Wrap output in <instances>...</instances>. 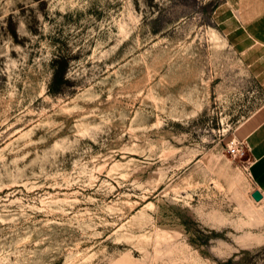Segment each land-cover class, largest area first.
<instances>
[{
  "label": "rangeland",
  "instance_id": "obj_1",
  "mask_svg": "<svg viewBox=\"0 0 264 264\" xmlns=\"http://www.w3.org/2000/svg\"><path fill=\"white\" fill-rule=\"evenodd\" d=\"M262 118L226 0H0V264H264Z\"/></svg>",
  "mask_w": 264,
  "mask_h": 264
},
{
  "label": "crops",
  "instance_id": "obj_2",
  "mask_svg": "<svg viewBox=\"0 0 264 264\" xmlns=\"http://www.w3.org/2000/svg\"><path fill=\"white\" fill-rule=\"evenodd\" d=\"M226 6L245 36L253 45L264 50V0H226ZM236 138L245 142L249 155L247 171L250 187L246 192V199L260 206L264 204V118L256 124L241 127L236 132ZM256 190L263 195L259 202L252 197Z\"/></svg>",
  "mask_w": 264,
  "mask_h": 264
},
{
  "label": "trees",
  "instance_id": "obj_3",
  "mask_svg": "<svg viewBox=\"0 0 264 264\" xmlns=\"http://www.w3.org/2000/svg\"><path fill=\"white\" fill-rule=\"evenodd\" d=\"M54 65H55L54 75L49 87V91L51 93H56L60 90V88L65 82V74L67 70L65 61H63L62 59H57Z\"/></svg>",
  "mask_w": 264,
  "mask_h": 264
},
{
  "label": "built area",
  "instance_id": "obj_4",
  "mask_svg": "<svg viewBox=\"0 0 264 264\" xmlns=\"http://www.w3.org/2000/svg\"><path fill=\"white\" fill-rule=\"evenodd\" d=\"M226 146L228 153L234 158H241L247 153V145L237 138L231 139Z\"/></svg>",
  "mask_w": 264,
  "mask_h": 264
},
{
  "label": "water",
  "instance_id": "obj_5",
  "mask_svg": "<svg viewBox=\"0 0 264 264\" xmlns=\"http://www.w3.org/2000/svg\"><path fill=\"white\" fill-rule=\"evenodd\" d=\"M252 197L255 201L259 202L263 199V195L260 191L256 190L252 193Z\"/></svg>",
  "mask_w": 264,
  "mask_h": 264
},
{
  "label": "bare ground",
  "instance_id": "obj_6",
  "mask_svg": "<svg viewBox=\"0 0 264 264\" xmlns=\"http://www.w3.org/2000/svg\"><path fill=\"white\" fill-rule=\"evenodd\" d=\"M212 36H213V38H217L216 32H212Z\"/></svg>",
  "mask_w": 264,
  "mask_h": 264
}]
</instances>
